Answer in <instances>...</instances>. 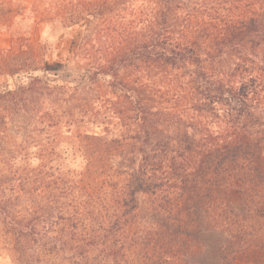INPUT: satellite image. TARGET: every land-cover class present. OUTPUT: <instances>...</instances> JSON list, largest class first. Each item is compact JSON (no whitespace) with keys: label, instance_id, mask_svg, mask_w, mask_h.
<instances>
[{"label":"trees","instance_id":"trees-1","mask_svg":"<svg viewBox=\"0 0 264 264\" xmlns=\"http://www.w3.org/2000/svg\"><path fill=\"white\" fill-rule=\"evenodd\" d=\"M156 4L70 86L102 74L123 100L93 184L55 179L26 223L0 211L16 264H264V0Z\"/></svg>","mask_w":264,"mask_h":264},{"label":"rangeland","instance_id":"rangeland-1","mask_svg":"<svg viewBox=\"0 0 264 264\" xmlns=\"http://www.w3.org/2000/svg\"><path fill=\"white\" fill-rule=\"evenodd\" d=\"M221 1L204 0L207 9ZM156 3L0 0L1 212L26 223L55 179L93 184L113 139L101 132L105 109L123 110V100L102 74L70 86L109 67L129 37L144 35L158 19ZM3 228L0 220V264H16Z\"/></svg>","mask_w":264,"mask_h":264}]
</instances>
